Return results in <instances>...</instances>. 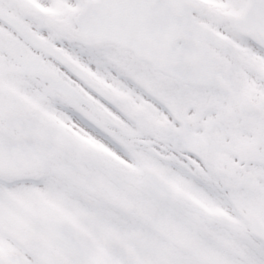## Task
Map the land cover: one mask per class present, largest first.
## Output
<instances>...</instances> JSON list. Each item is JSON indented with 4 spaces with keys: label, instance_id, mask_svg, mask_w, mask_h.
Wrapping results in <instances>:
<instances>
[{
    "label": "snow or ice",
    "instance_id": "1",
    "mask_svg": "<svg viewBox=\"0 0 264 264\" xmlns=\"http://www.w3.org/2000/svg\"><path fill=\"white\" fill-rule=\"evenodd\" d=\"M0 264H264V0H0Z\"/></svg>",
    "mask_w": 264,
    "mask_h": 264
}]
</instances>
